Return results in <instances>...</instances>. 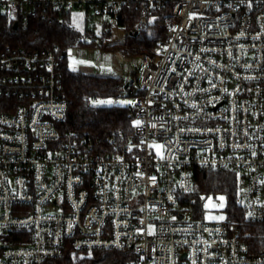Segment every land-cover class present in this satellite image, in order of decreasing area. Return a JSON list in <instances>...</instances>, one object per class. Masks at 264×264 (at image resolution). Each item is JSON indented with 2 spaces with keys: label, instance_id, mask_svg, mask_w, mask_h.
<instances>
[{
  "label": "built area",
  "instance_id": "1",
  "mask_svg": "<svg viewBox=\"0 0 264 264\" xmlns=\"http://www.w3.org/2000/svg\"><path fill=\"white\" fill-rule=\"evenodd\" d=\"M132 5L131 33L167 11L166 33L139 71L118 76L114 104L132 97L134 126L109 151L58 127L60 46H0V264L104 249L131 250L135 264H264L237 223L186 219L180 203L195 169L229 170L246 216L264 222V0H0V14L79 12L82 41L96 27L123 39L120 13Z\"/></svg>",
  "mask_w": 264,
  "mask_h": 264
},
{
  "label": "trees",
  "instance_id": "2",
  "mask_svg": "<svg viewBox=\"0 0 264 264\" xmlns=\"http://www.w3.org/2000/svg\"><path fill=\"white\" fill-rule=\"evenodd\" d=\"M40 12L41 10L37 11L26 21H15L0 14V46L25 51L60 46L66 54L61 65V95L67 103V109L65 119L58 127L62 131H73L81 137L89 138L96 147L109 151L110 140L120 144L133 131L134 124L129 118V105L87 106L84 103V96L90 95L92 99L115 96L120 89V78L70 68L67 63V52L71 48L85 44L86 41L81 40L82 33L72 24L71 13L47 11L50 16L43 20ZM166 17L167 11L155 12L146 29L134 34L131 31L139 19L138 10L135 5L124 7L120 13L119 24L128 31L125 40L121 44L106 47L112 50L118 48L127 55L149 53L165 38ZM107 31L101 30L98 33L99 37L107 35ZM2 110L3 107L0 106V112ZM239 191V178L232 171L197 168L193 174V189L180 203L187 207L195 218H201L200 196L224 194L227 199L226 220L239 225L243 239L253 252H261L264 250V222L252 221L246 216ZM136 261L137 257L131 250L104 249L94 251L90 256H77L67 252L57 264H135Z\"/></svg>",
  "mask_w": 264,
  "mask_h": 264
},
{
  "label": "rangeland",
  "instance_id": "3",
  "mask_svg": "<svg viewBox=\"0 0 264 264\" xmlns=\"http://www.w3.org/2000/svg\"><path fill=\"white\" fill-rule=\"evenodd\" d=\"M72 24L80 30L82 33L85 29V20L82 14L79 12H72L70 14ZM96 21V19H90L88 26L91 27L92 24ZM101 28L96 27L94 29L95 34H98ZM104 34V37L99 34L94 38H88L85 44L80 45L75 48H71L67 52V63L68 66L77 71H92V73L100 74V75H110V76H118L122 72L124 76H129L134 71H139L141 68L139 55H125L126 59L121 58V54L123 53L120 49H114L118 51V54L114 55L112 53L111 48H107L106 46L112 44H121L120 41L124 42L125 38L122 39L119 35H112V32L108 30ZM101 35V34H100ZM102 45L104 47H102ZM113 50V51H114ZM111 100L113 103L111 104H94L93 101H104ZM93 106H111L114 105V97H105V98H97L93 99ZM132 102V97H120L116 102L117 105L128 106ZM240 182V179H239ZM241 195V190L239 191ZM223 197V201L219 198ZM200 200L202 203V217L209 222L216 221H225L228 218L226 207H227V199L226 196L222 193L219 194H202L200 196ZM224 206L219 207L220 204ZM215 205V207H213ZM224 217L223 219H219V217ZM193 216L192 212L189 211L186 215V219H191Z\"/></svg>",
  "mask_w": 264,
  "mask_h": 264
},
{
  "label": "snow or ice",
  "instance_id": "4",
  "mask_svg": "<svg viewBox=\"0 0 264 264\" xmlns=\"http://www.w3.org/2000/svg\"><path fill=\"white\" fill-rule=\"evenodd\" d=\"M93 103L94 104H111V103H113V101H111V100H104V101H93ZM140 122L139 121H136V124L138 125ZM154 179V178H153ZM221 201H223V197H220L219 198ZM224 205L221 203L220 205H219V207H223ZM213 207H215V205H213ZM224 217H219V219H223Z\"/></svg>",
  "mask_w": 264,
  "mask_h": 264
},
{
  "label": "crops",
  "instance_id": "5",
  "mask_svg": "<svg viewBox=\"0 0 264 264\" xmlns=\"http://www.w3.org/2000/svg\"><path fill=\"white\" fill-rule=\"evenodd\" d=\"M123 40H124V39H123ZM120 42H122V41H120ZM112 45H113V44H112ZM109 46H111V45H109ZM109 46H108V47H109ZM112 53H113L114 55H116V54H118V51H116V50L113 51V50H112ZM125 55H127V54H124V53L121 54V58H123L124 60L126 59ZM83 72H84V71H83ZM86 73L95 74V73H92V71H88V72H86ZM120 73H122V72H120ZM118 76H119V75H118ZM118 76H117V77H118Z\"/></svg>",
  "mask_w": 264,
  "mask_h": 264
},
{
  "label": "water",
  "instance_id": "6",
  "mask_svg": "<svg viewBox=\"0 0 264 264\" xmlns=\"http://www.w3.org/2000/svg\"><path fill=\"white\" fill-rule=\"evenodd\" d=\"M134 34H136V32H134Z\"/></svg>",
  "mask_w": 264,
  "mask_h": 264
}]
</instances>
